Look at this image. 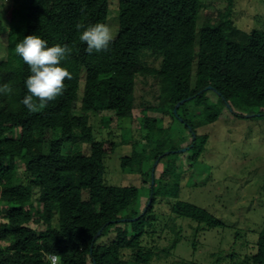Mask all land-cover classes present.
Returning a JSON list of instances; mask_svg holds the SVG:
<instances>
[{
    "label": "trees",
    "instance_id": "trees-1",
    "mask_svg": "<svg viewBox=\"0 0 264 264\" xmlns=\"http://www.w3.org/2000/svg\"><path fill=\"white\" fill-rule=\"evenodd\" d=\"M228 7L216 21L199 25L202 0H118L117 36L108 51L89 54L75 25L107 23L109 0H23L21 17L16 13L18 20L11 16L9 23L7 59L0 61V86L13 89L10 96L0 93V243L6 244L0 264H51V254L58 264H150L155 249L143 245L149 216L158 197L178 196L167 188L179 177L177 150L184 147L149 113L171 116L189 132L192 164L208 141L199 127L225 114L264 118V28L239 30ZM4 30L0 20V35ZM31 34L49 47H73L61 65L73 79L38 113L21 103L30 69L14 51ZM146 56L159 59V67ZM139 76L157 80L160 91L157 104L140 111L148 149L123 158L122 170L143 176L147 198L135 186L105 182L106 151L89 122L90 115L101 117L105 127L135 119ZM76 144L87 145L89 153L64 152ZM146 161L166 164L157 187L142 171ZM172 212L209 228L222 225L190 203L176 201ZM112 231L114 240L100 244ZM256 245L255 254L230 264H264V225Z\"/></svg>",
    "mask_w": 264,
    "mask_h": 264
},
{
    "label": "rangeland",
    "instance_id": "rangeland-1",
    "mask_svg": "<svg viewBox=\"0 0 264 264\" xmlns=\"http://www.w3.org/2000/svg\"><path fill=\"white\" fill-rule=\"evenodd\" d=\"M23 0H0V20L5 30L0 35V61L7 59V34L11 16L16 20L23 12ZM237 28L243 32L264 28V0H202L198 24L207 18L216 21L227 8ZM18 13V17L15 15ZM118 0H109L107 24L118 33ZM149 65L159 67V59L146 56ZM159 83L149 76H139L135 87V119L119 120L114 126L105 127L101 117L90 115L96 138L104 144V179L112 186H135L142 198L150 196L143 176L130 169L122 170V159L130 157L133 150L148 149L142 108L158 102ZM212 102L217 95L208 91ZM78 114L83 112L78 111ZM149 116L160 120L159 127L169 129L168 138L184 148L177 150L176 167L179 177L176 186L178 196L158 197L149 216L147 235L143 245L155 249L150 264H230L257 251V240L264 225V118H235L225 114L216 122L197 129L199 135H207L204 151L195 164L189 132L171 116L163 117L150 112ZM89 153L85 144L66 145L64 152ZM182 151V152H181ZM166 154L170 151L165 152ZM154 166V167H153ZM166 164L146 161L143 173H151L157 187ZM38 192L34 199L38 200ZM86 198V195L84 196ZM176 201L190 203L205 209L218 218L222 225L209 228L204 224L173 214ZM115 238L112 231L100 244H108ZM5 248V243H0ZM127 258L130 253H126Z\"/></svg>",
    "mask_w": 264,
    "mask_h": 264
},
{
    "label": "clouds",
    "instance_id": "clouds-1",
    "mask_svg": "<svg viewBox=\"0 0 264 264\" xmlns=\"http://www.w3.org/2000/svg\"><path fill=\"white\" fill-rule=\"evenodd\" d=\"M80 30L79 40L86 44V51L106 52L115 38L113 28L107 23L85 25L83 22L75 25ZM17 54L30 69V75L25 80L27 95L21 103L30 113H38L46 108L50 101L62 96L65 91V80L73 79L72 73L61 66L72 55L73 47L65 44H55L51 47L48 42L37 34L24 36L15 45ZM13 92L10 84L0 86V93L10 96ZM51 264H57L56 254L49 256Z\"/></svg>",
    "mask_w": 264,
    "mask_h": 264
},
{
    "label": "water",
    "instance_id": "water-1",
    "mask_svg": "<svg viewBox=\"0 0 264 264\" xmlns=\"http://www.w3.org/2000/svg\"><path fill=\"white\" fill-rule=\"evenodd\" d=\"M184 102H185V100L180 101V102L175 106V111H176V109H177L180 105H182ZM246 117L249 118V117H251V115H246ZM152 185H153V178H152ZM150 202H151V200H149V202H148L147 205H149ZM145 210H146V208H145ZM145 210H144V211H145ZM137 219H139V217H138V218H135V219H133V220H137ZM99 234H100V232L96 235V237H97Z\"/></svg>",
    "mask_w": 264,
    "mask_h": 264
},
{
    "label": "built area",
    "instance_id": "built-area-1",
    "mask_svg": "<svg viewBox=\"0 0 264 264\" xmlns=\"http://www.w3.org/2000/svg\"><path fill=\"white\" fill-rule=\"evenodd\" d=\"M51 261V260H50ZM57 264H58V262H57Z\"/></svg>",
    "mask_w": 264,
    "mask_h": 264
}]
</instances>
